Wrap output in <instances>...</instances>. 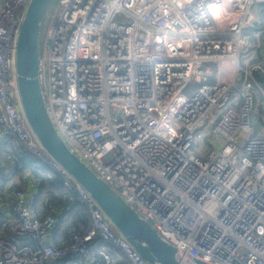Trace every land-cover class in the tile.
Returning a JSON list of instances; mask_svg holds the SVG:
<instances>
[{
    "label": "built area",
    "instance_id": "2783aa9c",
    "mask_svg": "<svg viewBox=\"0 0 264 264\" xmlns=\"http://www.w3.org/2000/svg\"><path fill=\"white\" fill-rule=\"evenodd\" d=\"M29 2L0 0V136L62 177L89 229L56 247L48 239L59 210L14 190L15 239L0 238V264H112L109 250L148 264L28 122L16 58ZM260 3L56 0L42 23L39 77L58 133L185 259L264 264Z\"/></svg>",
    "mask_w": 264,
    "mask_h": 264
},
{
    "label": "water",
    "instance_id": "95a60500",
    "mask_svg": "<svg viewBox=\"0 0 264 264\" xmlns=\"http://www.w3.org/2000/svg\"><path fill=\"white\" fill-rule=\"evenodd\" d=\"M53 0H30L20 29L16 71L21 102L28 122L49 156L61 165L104 211L121 235L148 264H209L185 259L144 221L91 167L74 154L48 113L39 77V39Z\"/></svg>",
    "mask_w": 264,
    "mask_h": 264
},
{
    "label": "crops",
    "instance_id": "0c3cea01",
    "mask_svg": "<svg viewBox=\"0 0 264 264\" xmlns=\"http://www.w3.org/2000/svg\"><path fill=\"white\" fill-rule=\"evenodd\" d=\"M259 18V17H258ZM260 19V18H259ZM261 22H263L260 19ZM264 128V126H263ZM261 132V131H258ZM258 132L255 131V134ZM0 147H1V154H0V230L3 226H7L8 224L14 223L15 217L13 216V211L11 207V197L12 192L17 189H23L29 193H34L37 195L40 194L41 197H39V200H47L51 204L55 206V210H59L58 213L54 212V215L57 219V224L59 222L58 217L61 216V218H65V222L68 225L69 223L75 222L77 220L74 217L68 218L67 212L63 214L62 207L67 203V200L63 197L59 198V195L57 192H54L53 195V189L48 182H45L44 185L40 181H38V177H36L33 173L29 171V168L22 169L23 166L19 164V156L15 153L19 151L25 156L24 150L22 147L13 144L9 140L3 139L2 136H0ZM22 148V151L18 148ZM15 156V157H14ZM17 161V171L18 173H15V162ZM19 171H22L19 173ZM52 189V190H51ZM66 189V188H65ZM57 194V195H56ZM53 198V199H52ZM59 206V208H58ZM37 210L39 211V217L43 218L46 215H48L49 211L42 207H37ZM5 223V224H4ZM57 226V225H56ZM56 226L53 230V233L49 236V243H61V237L60 234L56 232ZM74 227V226H72ZM78 231H86L82 230L81 228H77ZM109 253L112 257V264H127V259L125 256L116 253L115 251L109 250Z\"/></svg>",
    "mask_w": 264,
    "mask_h": 264
},
{
    "label": "trees",
    "instance_id": "16d2710c",
    "mask_svg": "<svg viewBox=\"0 0 264 264\" xmlns=\"http://www.w3.org/2000/svg\"><path fill=\"white\" fill-rule=\"evenodd\" d=\"M262 20H264V17H262ZM257 119H255V122H257ZM259 121V120H258ZM254 122V123H255ZM256 132L258 131V126L257 124L255 125ZM18 148V147H17ZM22 151V148H18ZM15 153L19 156V164L23 166L22 169L29 168V171L33 173L36 177H38V181L41 180V182L44 183L48 182L52 186L53 189V195L55 194L54 192H57L59 195V198L63 197L64 199L67 200L66 205L60 206L62 207L63 213L65 214L67 212L68 218L74 217L77 220L73 223H69L68 225L65 222V218H61V216L58 217V224L56 226V232L60 234L61 237V243H55L56 247L61 246L63 243H65L68 238L70 237V234L74 231H78L77 228H81L82 230H88L89 229V217L88 213L85 210V208L80 205L76 201V193L73 190H68L65 189L62 185V177L53 169H50L49 167L45 166L44 164L34 160L33 158L30 157L28 153L24 151L27 157H25L20 151L19 153L15 151ZM15 157V156H14ZM15 162V161H14ZM15 173H18L17 171V161L15 162ZM22 171H19V173ZM51 189V190H52ZM56 194V195H57ZM39 197L40 194L37 193ZM53 199V198H52ZM44 202H47V200H42ZM59 208V206H58ZM5 224V223H4ZM74 226V227H72ZM86 230V231H87ZM83 231V232H86ZM1 237H8L11 239H15L12 235L7 230V226H3L2 229L0 230V238ZM19 241V240H17ZM126 264V263H125Z\"/></svg>",
    "mask_w": 264,
    "mask_h": 264
},
{
    "label": "rangeland",
    "instance_id": "374dc122",
    "mask_svg": "<svg viewBox=\"0 0 264 264\" xmlns=\"http://www.w3.org/2000/svg\"><path fill=\"white\" fill-rule=\"evenodd\" d=\"M55 1L56 0H53V4L51 3V5L49 6L50 11L52 10V7H53ZM254 13H256V15L262 20V17H264V4H262V3L257 4L254 7ZM262 21H264V20H262ZM210 68L212 69L213 72H215V66L214 65H210ZM212 80L213 79H211L210 81H212ZM257 118H258L257 122L254 123V128H255V125L257 124L258 131H261V132L257 131L258 133L255 135L258 138L264 139V128H263V126H264V103L261 101L258 102V117Z\"/></svg>",
    "mask_w": 264,
    "mask_h": 264
}]
</instances>
